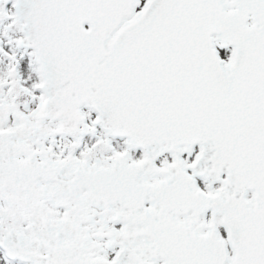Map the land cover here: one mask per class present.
<instances>
[{
    "label": "snow or ice",
    "instance_id": "1",
    "mask_svg": "<svg viewBox=\"0 0 264 264\" xmlns=\"http://www.w3.org/2000/svg\"><path fill=\"white\" fill-rule=\"evenodd\" d=\"M0 264H264V0H0Z\"/></svg>",
    "mask_w": 264,
    "mask_h": 264
}]
</instances>
